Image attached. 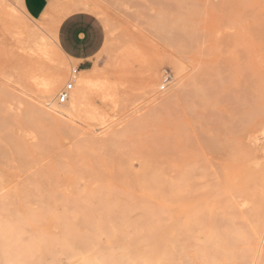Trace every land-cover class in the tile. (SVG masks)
I'll use <instances>...</instances> for the list:
<instances>
[{"label": "rangeland", "instance_id": "374dc122", "mask_svg": "<svg viewBox=\"0 0 264 264\" xmlns=\"http://www.w3.org/2000/svg\"><path fill=\"white\" fill-rule=\"evenodd\" d=\"M65 9L105 33L87 87ZM143 257L264 264V0H56L47 22L1 0L0 264Z\"/></svg>", "mask_w": 264, "mask_h": 264}, {"label": "crops", "instance_id": "0c3cea01", "mask_svg": "<svg viewBox=\"0 0 264 264\" xmlns=\"http://www.w3.org/2000/svg\"><path fill=\"white\" fill-rule=\"evenodd\" d=\"M55 2L56 0H21L24 10L32 19L44 22L50 19ZM66 9L54 21L59 49L76 62L80 70H87L91 59L104 44V30L98 20L87 14V11L66 13Z\"/></svg>", "mask_w": 264, "mask_h": 264}, {"label": "bare ground", "instance_id": "6f19581e", "mask_svg": "<svg viewBox=\"0 0 264 264\" xmlns=\"http://www.w3.org/2000/svg\"><path fill=\"white\" fill-rule=\"evenodd\" d=\"M1 2V0H0ZM240 18V17H239ZM182 27V26H181ZM183 30V29H182ZM183 32V31H182ZM215 51V50H214ZM250 52V51H249ZM237 55V54H236ZM245 56V55H244ZM244 62V61H243ZM215 65V64H214ZM75 70V69H74ZM86 71L88 70H76L77 74H79L78 76V79L77 81L80 82V86L82 87H87L88 85V79L86 77H82V74L85 73ZM243 71V70H242ZM76 77V75H75ZM60 79H61V74H60V70H58L57 72L54 73L53 77L50 78L49 82L51 84V86L49 87V89L47 90V95L45 97V95L43 97H45V100H48L49 98H53L52 96V91L54 90V88L56 87V85L60 82ZM249 82V81H248ZM247 83V82H246ZM253 91V90H252ZM70 94V93H69ZM71 98H72V101L70 103V105L68 106V103H66L65 107L62 108V107H58L55 105L53 108V110L55 112H58L60 114H64L65 116L68 115L67 117L71 116L73 111L76 110L79 106V104L81 103V100H82V92L80 90V88L76 89L72 94H71ZM51 102V101H50ZM50 102H46V104H50ZM52 105V106H53ZM63 106V105H61ZM74 115V114H73ZM74 117V116H72ZM71 118V117H70ZM75 118V117H74ZM2 154V153H1ZM132 264H138L139 262L134 260L133 258L130 260ZM140 261L141 263L140 264H152L151 260L148 259V258H140Z\"/></svg>", "mask_w": 264, "mask_h": 264}, {"label": "built area", "instance_id": "2783aa9c", "mask_svg": "<svg viewBox=\"0 0 264 264\" xmlns=\"http://www.w3.org/2000/svg\"><path fill=\"white\" fill-rule=\"evenodd\" d=\"M76 70L77 68L73 70V73H76ZM71 89H72V83L69 82L57 94V102L60 104L67 102L69 99V93Z\"/></svg>", "mask_w": 264, "mask_h": 264}]
</instances>
